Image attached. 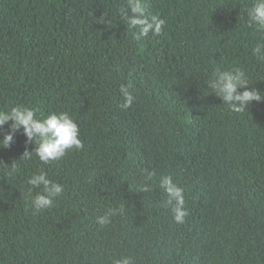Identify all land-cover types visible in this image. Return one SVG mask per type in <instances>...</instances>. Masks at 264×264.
I'll return each instance as SVG.
<instances>
[{"label":"trees","instance_id":"1","mask_svg":"<svg viewBox=\"0 0 264 264\" xmlns=\"http://www.w3.org/2000/svg\"><path fill=\"white\" fill-rule=\"evenodd\" d=\"M138 2L166 20L159 35L136 38L137 0H0V111L67 112L83 142L48 164L20 159L35 149L22 129L0 149L18 169L0 165V264H264V101L233 112L207 84L239 67L264 94L255 0ZM40 171L64 192L34 213ZM164 175L184 189L182 224L161 206Z\"/></svg>","mask_w":264,"mask_h":264},{"label":"clouds","instance_id":"2","mask_svg":"<svg viewBox=\"0 0 264 264\" xmlns=\"http://www.w3.org/2000/svg\"><path fill=\"white\" fill-rule=\"evenodd\" d=\"M130 13L126 15L127 23L133 29H138L137 39L147 37L149 33L159 35L166 24V20L159 15H146L138 0L130 7ZM247 16L248 24L264 35V0H255V3L248 9ZM252 52L259 61L264 62V39L257 41ZM207 84L215 91V95L225 102L224 105H227L233 112L245 111L253 101H264V94L254 88H249L248 77L239 67L228 71H222L219 68L213 70ZM239 89L243 91H238ZM119 91L124 101L120 107L126 110L133 105L136 96L130 85L122 84ZM9 122H11L9 129L4 132V125ZM21 129L26 137V143H34L35 149L34 152L25 150L20 159H31L34 153L41 162L48 164L62 159L69 151L83 148V142L79 138V126L67 112L50 113L43 119H37L35 111L25 106H15L10 110L0 111V135H2L0 149H9ZM0 165L3 163L0 162ZM5 167L9 168L10 173L18 170L17 162ZM155 176L156 172L153 170L147 174V179L150 180ZM28 184L30 194L32 189L42 187V191L36 192L31 200L34 213L50 209L56 198L64 192V186L49 179L44 171L31 176ZM159 186L166 194V199L161 202V206L170 209L177 223H184V218L188 215L184 207V189L178 186L170 175L161 176ZM151 188L150 184L145 183L140 190L148 192ZM115 215V210L109 209L103 216L97 217V222L102 226L107 225L110 217ZM114 264H134V260L131 257H122Z\"/></svg>","mask_w":264,"mask_h":264}]
</instances>
